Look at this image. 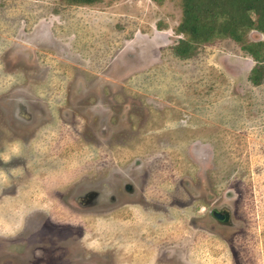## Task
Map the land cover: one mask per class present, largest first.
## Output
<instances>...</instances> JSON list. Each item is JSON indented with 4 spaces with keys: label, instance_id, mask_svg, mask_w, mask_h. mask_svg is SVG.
I'll return each instance as SVG.
<instances>
[{
    "label": "rangeland",
    "instance_id": "1",
    "mask_svg": "<svg viewBox=\"0 0 264 264\" xmlns=\"http://www.w3.org/2000/svg\"><path fill=\"white\" fill-rule=\"evenodd\" d=\"M181 15L0 0V264H264V79L231 37L177 54Z\"/></svg>",
    "mask_w": 264,
    "mask_h": 264
},
{
    "label": "trees",
    "instance_id": "2",
    "mask_svg": "<svg viewBox=\"0 0 264 264\" xmlns=\"http://www.w3.org/2000/svg\"><path fill=\"white\" fill-rule=\"evenodd\" d=\"M90 3L95 0H71ZM161 1V0H160ZM182 15L175 27L182 37L174 45L180 56H190L197 48L217 38L231 37L254 60L248 79L259 84L264 79V38L250 39L252 28L264 34V0H180Z\"/></svg>",
    "mask_w": 264,
    "mask_h": 264
},
{
    "label": "clouds",
    "instance_id": "3",
    "mask_svg": "<svg viewBox=\"0 0 264 264\" xmlns=\"http://www.w3.org/2000/svg\"><path fill=\"white\" fill-rule=\"evenodd\" d=\"M11 155L6 153H0V160H3L5 164L9 163L13 156L20 155V142H13L11 145ZM8 179L7 175L4 173L3 170H0V182H6Z\"/></svg>",
    "mask_w": 264,
    "mask_h": 264
},
{
    "label": "water",
    "instance_id": "4",
    "mask_svg": "<svg viewBox=\"0 0 264 264\" xmlns=\"http://www.w3.org/2000/svg\"><path fill=\"white\" fill-rule=\"evenodd\" d=\"M214 214H215V216L220 217V218H224V219L227 218V216L225 215V213H220L217 210L214 211Z\"/></svg>",
    "mask_w": 264,
    "mask_h": 264
},
{
    "label": "flooded vegetation",
    "instance_id": "5",
    "mask_svg": "<svg viewBox=\"0 0 264 264\" xmlns=\"http://www.w3.org/2000/svg\"><path fill=\"white\" fill-rule=\"evenodd\" d=\"M220 218V217H219Z\"/></svg>",
    "mask_w": 264,
    "mask_h": 264
}]
</instances>
